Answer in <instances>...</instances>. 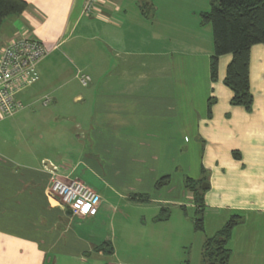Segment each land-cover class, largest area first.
Segmentation results:
<instances>
[{"label": "crops", "instance_id": "crops-1", "mask_svg": "<svg viewBox=\"0 0 264 264\" xmlns=\"http://www.w3.org/2000/svg\"><path fill=\"white\" fill-rule=\"evenodd\" d=\"M26 1L4 19L0 49L30 32L49 53L18 93L24 107L9 117L30 107L20 123L0 118V144L15 141L7 130L17 142L27 133V159L0 148V264H202L205 239L233 214L243 220L230 264H264V42L250 52L248 111L224 83L232 55L212 80V25L183 28L179 0H97L89 14L85 0ZM46 158L101 195L95 215H73L49 192ZM187 176L209 183L203 231ZM106 241L112 254L98 249Z\"/></svg>", "mask_w": 264, "mask_h": 264}, {"label": "trees", "instance_id": "trees-1", "mask_svg": "<svg viewBox=\"0 0 264 264\" xmlns=\"http://www.w3.org/2000/svg\"><path fill=\"white\" fill-rule=\"evenodd\" d=\"M28 7L26 0H0V30L4 19L10 15H20ZM142 12L149 10L142 6ZM202 24L211 23L213 30L214 51L210 58V73L212 80L218 78L220 56L232 55L227 66L224 83L233 91L231 104L244 107L251 111L254 106V95L250 84V52L254 44L264 42V0H211L209 11L202 13ZM208 100V111L214 103ZM239 156V152H234ZM206 178L195 179L187 176L185 186L193 192L196 203L195 228L203 231L205 192L202 184ZM170 183L169 176L159 178L155 188L160 189ZM149 199V195H142ZM144 199V200H145ZM169 210L162 209L158 219H167ZM243 220L239 214H233L223 227L215 234L208 236L202 247V264H230L232 250L228 243L234 226ZM112 254L114 247L106 241L98 247Z\"/></svg>", "mask_w": 264, "mask_h": 264}, {"label": "built area", "instance_id": "built-area-1", "mask_svg": "<svg viewBox=\"0 0 264 264\" xmlns=\"http://www.w3.org/2000/svg\"><path fill=\"white\" fill-rule=\"evenodd\" d=\"M97 0H85L83 12L91 13ZM49 53L44 43L30 32L12 39L0 49V118L14 115L24 107L18 93L39 79L38 64ZM87 84L90 76L80 74ZM49 98L45 103L49 102ZM42 168L49 173L48 190L73 215H95L101 195L79 178L67 177L60 167L44 159Z\"/></svg>", "mask_w": 264, "mask_h": 264}, {"label": "rangeland", "instance_id": "rangeland-1", "mask_svg": "<svg viewBox=\"0 0 264 264\" xmlns=\"http://www.w3.org/2000/svg\"><path fill=\"white\" fill-rule=\"evenodd\" d=\"M179 1L181 2L176 3V5L175 3H173L170 6L173 8V12L175 15L177 14L181 17L183 14V16L186 18L184 21H182L183 28L187 27L188 24L192 25L199 21L202 22V13L205 11H209V9L211 8V0H179ZM208 24L209 23L203 25H208ZM209 25H211V23ZM180 32H181V28H180ZM183 32L184 35L190 33L189 31H183ZM28 106H26L27 108L25 110H23L14 117L7 118V120L1 124L11 127L12 124L15 125L17 123H20L21 119H23L20 117V115L22 113L26 114L27 111H29L30 107ZM7 131L9 138H11L12 136L15 137V141H10L9 143H1L0 148H3V152L6 154L7 157H10L12 159L13 158L27 159V156L25 155L26 154L25 144H26V134H27L26 131L23 130L22 133L18 135V138L21 139L18 142H17L18 133L11 132L10 130ZM46 160L49 161L51 159L46 158Z\"/></svg>", "mask_w": 264, "mask_h": 264}, {"label": "water", "instance_id": "water-1", "mask_svg": "<svg viewBox=\"0 0 264 264\" xmlns=\"http://www.w3.org/2000/svg\"><path fill=\"white\" fill-rule=\"evenodd\" d=\"M208 186H209V183H205V182H204V183L202 184V188H203V189H206Z\"/></svg>", "mask_w": 264, "mask_h": 264}]
</instances>
